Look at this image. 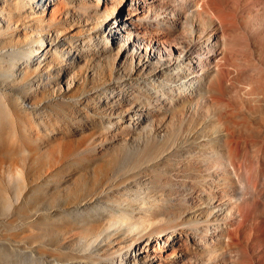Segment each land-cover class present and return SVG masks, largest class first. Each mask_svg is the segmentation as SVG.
Wrapping results in <instances>:
<instances>
[{"label": "bare ground", "instance_id": "6f19581e", "mask_svg": "<svg viewBox=\"0 0 264 264\" xmlns=\"http://www.w3.org/2000/svg\"><path fill=\"white\" fill-rule=\"evenodd\" d=\"M12 245L264 264V0H0V264Z\"/></svg>", "mask_w": 264, "mask_h": 264}, {"label": "rangeland", "instance_id": "374dc122", "mask_svg": "<svg viewBox=\"0 0 264 264\" xmlns=\"http://www.w3.org/2000/svg\"><path fill=\"white\" fill-rule=\"evenodd\" d=\"M98 202H99L98 204H97V201H96L95 203H96L99 207H100V206L102 207L103 205H105V207L108 206V205H107L106 203H104V202H101V201H98ZM95 203H94V204L92 203L91 205H88V206H90L89 209H87L88 206H86L85 209H84V207H82V209H81L80 207H79L80 209H79L78 207H75V209H72V208H71V210L76 211V209H77V211L79 210V213H80V210H81V213H80V214H83V213L85 214V213L91 212V211H90V210H91V206H92V210L95 208V205H96ZM102 204H103V205H102ZM93 205H94V206H93ZM97 205H96V207H98ZM93 207H94V208H93ZM99 207H98V208H99ZM105 207H102V208H105ZM73 208H74V207H73ZM98 208H95V213L97 212V214H99L98 211L101 210V209H98ZM96 209H97V210H96ZM85 210H86V211H85ZM45 211H47V210H45ZM77 211H76V212H77ZM82 211H85V212L82 213ZM72 212H73V211H72ZM99 212H100V211H99ZM79 213L77 212L76 215L79 214ZM93 213H94V211H92L91 214L93 215ZM95 213H94V214H95ZM80 214H79L78 216H80ZM87 215H90V213H89V214H86L85 216H87ZM6 245L10 246V244H8V243H7ZM6 245H4V248H6L7 250H9V249H8L9 247H7ZM12 247H13V248L15 247L16 250H17V249L20 250V251H21V250H22V251L24 250V252H25V251H26V252L31 251V252H32L31 255H32V254L34 255V258H33V257H31L30 254L23 253V252L21 251V252H22V255H23V257H21V258H23V259L19 258V260L16 259V261H20V260L23 261V260H24V261H25V262H23L24 264H25L26 262H27L26 264H30V263H32V264H38L39 261H40L39 264H41V261L43 262V259H44V262H46V264H47V261H46L45 257H42L43 255L39 256L40 254L34 253L32 250H30V249H28V248L16 247V246L12 245V246L10 247V249H11ZM15 248H14L13 250H15ZM18 250L16 251V253H17V255H20L19 253H21V252L19 251V253H18ZM10 251L12 252V250H9V253H10ZM13 252H15V251H13ZM16 253H15V254H16ZM25 254H27V256L30 255L31 259H28V258H30L29 256H28L27 260L24 259ZM10 255H12V254H10ZM17 255H16V256H17ZM22 255H21V256H22ZM36 255H38L37 258H36ZM11 257H12V256H11ZM13 257H14V253H13ZM13 257H12V258H13ZM18 257H20V256L14 257V260H15V258H18ZM39 257H41V258H43V259H42V260H39V259H41V258H39ZM35 258L37 259V261H36V260L34 261ZM31 260H33V261L31 262ZM38 260H39V261H38ZM16 261H15V262H16ZM29 262H30V263H29ZM68 262H69V261H63L62 263H63V264H65V263H66V264L72 263V261H70L69 263H68ZM17 263H18V262H17ZM23 263H22V264H23ZM19 264H20V263H19ZM44 264H45V263H44ZM72 264H75V262H73Z\"/></svg>", "mask_w": 264, "mask_h": 264}]
</instances>
